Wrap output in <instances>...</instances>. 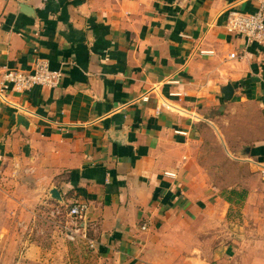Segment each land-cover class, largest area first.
Segmentation results:
<instances>
[{"label":"crops","instance_id":"crops-1","mask_svg":"<svg viewBox=\"0 0 264 264\" xmlns=\"http://www.w3.org/2000/svg\"><path fill=\"white\" fill-rule=\"evenodd\" d=\"M258 9V0H0V85L38 62L62 74L57 88L0 100L8 218L83 203L81 238L104 264H264L260 216L256 229L229 218L235 206L248 215L256 189L207 161L215 142L230 165L243 163L246 144L252 172L264 173V47L226 30L230 12ZM227 120L242 138L222 128Z\"/></svg>","mask_w":264,"mask_h":264},{"label":"rangeland","instance_id":"rangeland-1","mask_svg":"<svg viewBox=\"0 0 264 264\" xmlns=\"http://www.w3.org/2000/svg\"><path fill=\"white\" fill-rule=\"evenodd\" d=\"M223 126L228 134L234 131L237 134L238 131V136L243 137L242 128L232 127L229 122L222 125V128ZM210 144L208 148L213 150L208 152V163L223 165L225 173L228 174L224 176L229 183L234 182V178L237 177L244 184L240 187L256 189L257 196L250 204L248 215L243 212L247 209L246 206L243 208L235 206L229 218H233L234 222L237 221L238 227L246 225V228L253 226L256 229L259 223L255 218L260 216L261 220L258 222H262L264 226V173L254 163L252 165L255 168L253 167L252 172L251 163L246 161L248 157L246 149L251 147L246 144L241 145L239 157L245 161L230 165L229 163L234 161L226 160L223 151L215 147V142ZM214 177L224 186L225 181L218 180L221 177ZM7 201L6 197L0 194V264H104L95 250L84 243L81 233L75 235L73 241L66 238L67 234L76 229L72 220L67 218V209L56 211L55 207L44 205L36 211L38 215L36 218H8ZM247 217L250 218L249 221L244 222L242 219Z\"/></svg>","mask_w":264,"mask_h":264},{"label":"built area","instance_id":"built-area-1","mask_svg":"<svg viewBox=\"0 0 264 264\" xmlns=\"http://www.w3.org/2000/svg\"><path fill=\"white\" fill-rule=\"evenodd\" d=\"M259 9L254 14H246L242 12H230L227 18L226 30L230 34H237L255 43L260 47H264V0H258ZM235 59L236 55H232ZM62 78L61 72H53L49 66L44 62H38L35 70L32 73L8 71L4 77V81L0 85V100L5 104L10 103L7 101L6 96L9 93L22 94L28 92L36 86L43 88H57ZM167 107V105H166ZM171 108L170 106H168ZM167 107V108H168ZM168 177H175L173 174H165ZM88 207L83 204H75L67 212V216L72 220V224L76 229L73 234L79 235L81 227L76 222L82 219L87 214ZM146 228H143L145 230ZM70 240H75L70 236Z\"/></svg>","mask_w":264,"mask_h":264},{"label":"water","instance_id":"water-1","mask_svg":"<svg viewBox=\"0 0 264 264\" xmlns=\"http://www.w3.org/2000/svg\"><path fill=\"white\" fill-rule=\"evenodd\" d=\"M223 92H224V95L226 96V99H227L228 101H230V100L232 99V97H233V93H234L233 88H232L231 86H227V87L224 89ZM14 120L17 121V123H18L19 126H23V127H25V128L28 127V122H27V120H26L23 116H21V115H16V116L14 117ZM51 196H52V198H53L54 200H56V201H61V200H62V199H61V196H60V193H59L57 190H53V191L51 192Z\"/></svg>","mask_w":264,"mask_h":264}]
</instances>
